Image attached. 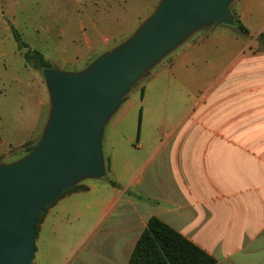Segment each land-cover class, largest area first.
Returning <instances> with one entry per match:
<instances>
[{"label": "rangeland", "instance_id": "obj_1", "mask_svg": "<svg viewBox=\"0 0 264 264\" xmlns=\"http://www.w3.org/2000/svg\"><path fill=\"white\" fill-rule=\"evenodd\" d=\"M159 2L0 0V161L26 154L40 138L50 110L42 70L26 62L12 26L53 67L76 71L132 36ZM246 8V20L241 21L251 35L226 25L232 38L221 36L213 44L211 35L202 53L207 59L188 68H170L166 62L208 28L199 30L136 83L104 132L106 176L86 179L82 183L88 190L57 200L36 241L34 264H94L98 248L92 245L115 222L114 211L122 202L153 205L144 189L152 188L156 150L214 148L218 139L193 135L223 127L264 148V0H249ZM114 254L106 249L100 255L110 259Z\"/></svg>", "mask_w": 264, "mask_h": 264}, {"label": "water", "instance_id": "obj_2", "mask_svg": "<svg viewBox=\"0 0 264 264\" xmlns=\"http://www.w3.org/2000/svg\"><path fill=\"white\" fill-rule=\"evenodd\" d=\"M234 0H160L127 40L87 67L42 69L49 115L34 147L0 161V264H34L45 206L86 179L107 174L103 137L136 83L195 32L236 27Z\"/></svg>", "mask_w": 264, "mask_h": 264}, {"label": "crops", "instance_id": "obj_3", "mask_svg": "<svg viewBox=\"0 0 264 264\" xmlns=\"http://www.w3.org/2000/svg\"><path fill=\"white\" fill-rule=\"evenodd\" d=\"M248 1L234 0L232 3V10L243 21ZM227 28L230 27L208 28L166 64L176 69L202 62L208 58L202 53L211 44V35L215 39L213 44L220 43L221 36L232 38ZM223 43L231 46V42ZM193 136L211 141L218 139L222 144L216 143L214 148L156 150L151 158L152 188L144 189V193L153 197V205L124 200L120 211H114L118 213L115 222L103 229L101 236L104 233L105 236L92 245L98 248L93 252L96 255L94 264H128L135 243L151 216L160 218L214 256L217 264H264V148H258L257 142L252 146L247 135L227 131L225 127L222 131ZM82 184L86 188L78 191L89 189ZM57 200L39 223L36 241ZM106 249L114 252L116 258L113 255L110 259H102L100 254Z\"/></svg>", "mask_w": 264, "mask_h": 264}, {"label": "trees", "instance_id": "obj_4", "mask_svg": "<svg viewBox=\"0 0 264 264\" xmlns=\"http://www.w3.org/2000/svg\"><path fill=\"white\" fill-rule=\"evenodd\" d=\"M233 13L237 22L236 27L239 31L245 35H250V30L243 24L234 11ZM12 31L18 43L19 50L26 62L41 70L45 67H53L45 55L25 42L13 26ZM260 37H264V33H261ZM143 93L144 86L141 87L142 96ZM140 120L141 111L139 114V123ZM34 145L35 143L28 146L25 153H28ZM113 184L115 185L114 182ZM85 188L84 184L80 183L65 190L58 198L66 193L83 190ZM56 200L52 204L45 206L39 214L36 224L37 231L43 216ZM128 264H217V259L160 218L151 216L135 243Z\"/></svg>", "mask_w": 264, "mask_h": 264}]
</instances>
